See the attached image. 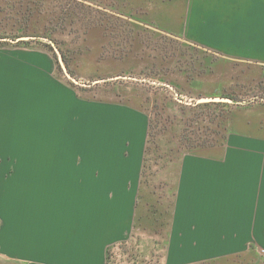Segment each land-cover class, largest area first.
Returning <instances> with one entry per match:
<instances>
[{"label": "crops", "instance_id": "0c3cea01", "mask_svg": "<svg viewBox=\"0 0 264 264\" xmlns=\"http://www.w3.org/2000/svg\"><path fill=\"white\" fill-rule=\"evenodd\" d=\"M188 8L194 46L264 71V16L231 7L220 29L194 27ZM149 130L137 109L83 101L53 59L0 48V263L107 264L132 236ZM175 182L167 264L264 243V137L234 131L185 154Z\"/></svg>", "mask_w": 264, "mask_h": 264}, {"label": "rangeland", "instance_id": "374dc122", "mask_svg": "<svg viewBox=\"0 0 264 264\" xmlns=\"http://www.w3.org/2000/svg\"><path fill=\"white\" fill-rule=\"evenodd\" d=\"M32 1L0 0V48L34 50L40 57L53 59L56 75L76 89L83 101L127 105L129 98L118 96L115 87L105 85L113 78H118L113 82L123 81L130 86H121L124 91H141L137 93L138 104L134 101L129 105L149 117L151 139L161 143L167 159H173L165 168L162 163L153 166L154 185L159 186L164 180L174 184L185 154L206 155L221 147L223 135H227L224 127L264 137V71L254 67L251 72L250 65L216 56L203 45L194 46L198 44L184 36L178 38L144 26L134 27L125 17H115L107 25L103 14H118L105 0ZM87 6L101 13L86 11ZM64 7L75 12L73 16L62 19ZM188 7L194 27L210 21L219 28L221 16L226 15L224 10L231 7H245L264 16V0H188ZM203 13L208 16L202 17ZM92 21L95 25H91ZM23 37L36 38L30 40L34 45H19L23 41L17 40ZM41 43L50 44V48ZM53 46L62 57V49L69 55L72 73L64 63L78 85L64 74ZM96 81L104 82L94 85ZM228 96L237 102L226 103L229 107L219 109L197 108L200 104L196 101L201 98ZM166 235L164 228L156 232L142 230L139 243L117 248L112 254H117L118 262L133 255L137 259L132 264H162ZM252 243L257 244L256 255L245 254L228 264H264V243Z\"/></svg>", "mask_w": 264, "mask_h": 264}, {"label": "trees", "instance_id": "16d2710c", "mask_svg": "<svg viewBox=\"0 0 264 264\" xmlns=\"http://www.w3.org/2000/svg\"><path fill=\"white\" fill-rule=\"evenodd\" d=\"M82 1H84V3L85 2L95 3L97 0H82ZM105 1H107L106 5L108 7H111L112 9L113 7L116 8L113 10H115V12H117L118 14V15H115L113 13L103 14V16L106 19H108L109 23H107V25H110L111 22L114 21L115 17L117 18L125 17L127 18L128 22L134 24L133 25L134 27L144 26L145 28L153 31L154 30H157L159 32L161 31L165 33V35H170L178 38L183 37L188 0H105ZM31 2L33 3L32 0ZM64 9H62L63 10L62 19H68L70 18V16H73L71 14L75 13V12L73 13L68 12L69 9H66L65 7ZM85 9L86 11H92L91 13L94 12L101 13L97 11L98 9H92L91 6H87ZM31 11L33 13V9H31ZM91 18L95 20L96 17H91ZM91 25H95V21H92ZM31 43H32L31 41H23L20 42L19 45H34ZM36 43H40V42L38 41ZM41 44H45L47 47L50 48V44L48 43H41ZM61 51L63 54L64 61L70 73H72L71 69L69 68L70 66L69 55H67L63 49ZM253 71L255 70L251 69V72ZM263 77L264 76H261V84H264L262 83V80L264 81ZM105 85L115 87L116 91L118 92L117 93L118 96H124V98L125 97L129 98L128 101H126V103H128L127 106H131L129 105V103H134V101L136 102V104H138L137 93L141 91H138L137 88H134L135 90L130 92L124 91V89H122L121 86H124L127 89L130 88V86L125 84L123 81L122 82L110 81L107 82ZM119 88L121 89L119 90ZM228 97L229 99H232L234 102H237L235 98L231 96ZM131 107L140 110L133 106ZM222 107H229V104L205 103L197 106L198 109H202V110L206 108L210 110L219 109ZM224 129L227 131V135L226 136L223 135L225 141L222 144V146L226 143L229 134L234 132L232 129L230 130L227 129V127H224ZM151 130H152V126L150 121V130L148 134L147 147L144 157L141 187L137 201L136 217H135L132 236L131 239L127 241L119 242L108 248L106 254L107 264H132V260L137 259L135 258L136 256L134 257L133 255H131L128 258L124 256L118 262V259L115 256L117 254L113 255L112 252L117 248L125 249L126 247H129V245L135 246L136 245L135 243H139L140 240L139 233L142 230L150 229L156 232L160 228L167 229V235L165 236V240H164L163 256H162V264H167L166 259H167V252L169 247V232L172 226L173 208L176 199V182H174V184L172 185H169L171 184L172 180L171 181L164 180V182L162 181L163 183H161L159 186L153 184L154 182L153 180L155 177L154 176L155 174L152 173L153 166L162 163V168H165L169 163L173 162V159L170 158V156L167 159L166 157L167 155H165V153H163L162 151L161 143L160 142L158 143L155 140L151 139ZM153 144L156 146V148H153L152 146ZM256 252H257L256 248L252 246L248 251L242 253L228 255L220 258H213L192 264H228L229 261L233 259H237L238 257H242L245 254L256 255Z\"/></svg>", "mask_w": 264, "mask_h": 264}, {"label": "water", "instance_id": "95a60500", "mask_svg": "<svg viewBox=\"0 0 264 264\" xmlns=\"http://www.w3.org/2000/svg\"><path fill=\"white\" fill-rule=\"evenodd\" d=\"M36 38H32V37H23V38H19L17 40V42L19 41H30V40H35ZM56 54H57V58H58V62L64 72V74L68 77V79L70 81H72L74 84L78 85V82L76 79H74L72 76H70L69 72H68V69L64 63V59L60 53V51L58 50L57 47L53 46ZM118 78H113L111 79V81L113 80H117ZM104 81H96L94 82V85L96 84H100ZM197 104H205V103H229V104H232L234 103V101L232 99H229V98H201L199 100L196 101Z\"/></svg>", "mask_w": 264, "mask_h": 264}]
</instances>
